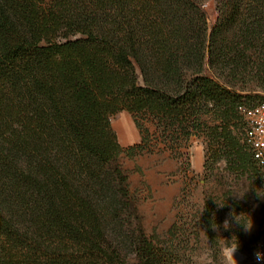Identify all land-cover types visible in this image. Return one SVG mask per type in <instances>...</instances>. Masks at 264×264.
<instances>
[{"label":"trees","instance_id":"trees-1","mask_svg":"<svg viewBox=\"0 0 264 264\" xmlns=\"http://www.w3.org/2000/svg\"><path fill=\"white\" fill-rule=\"evenodd\" d=\"M208 1L0 0V264L180 263L179 222L165 247L144 228L120 161L141 146L119 142V112L179 158L203 133L206 169L262 171L236 132L235 80L264 86V0H228L212 28Z\"/></svg>","mask_w":264,"mask_h":264},{"label":"rangeland","instance_id":"rangeland-1","mask_svg":"<svg viewBox=\"0 0 264 264\" xmlns=\"http://www.w3.org/2000/svg\"><path fill=\"white\" fill-rule=\"evenodd\" d=\"M45 1L46 4L50 2ZM223 1L219 4L218 0H209L204 6L210 28L220 18L219 7L230 9L229 1ZM255 73H247L235 80L236 90L248 106L264 102V86ZM112 127L125 150L141 146L136 148L133 156L124 152L120 161L129 174L131 189L139 199L143 225L149 236L159 245L168 246L173 241L172 225L179 222L181 229L175 241L182 249L179 264H220V247L227 243L225 240L236 237L240 243L239 264H253L256 245L264 235V189L262 171L258 167L243 179L228 173L223 160L207 164L210 168L206 169L204 163L213 153V147L203 133L190 139L191 158H179L181 156L164 142L152 122L127 111L112 117ZM246 130V123H239L236 132L241 143ZM185 147L182 143V151L187 149ZM187 162L191 164L189 170ZM204 211L212 220L202 226ZM250 217L252 229L245 231L241 223H246ZM182 239L186 242L181 244Z\"/></svg>","mask_w":264,"mask_h":264},{"label":"built area","instance_id":"built-area-1","mask_svg":"<svg viewBox=\"0 0 264 264\" xmlns=\"http://www.w3.org/2000/svg\"><path fill=\"white\" fill-rule=\"evenodd\" d=\"M238 110L243 115L247 125L244 140L264 173V102L252 106L240 105ZM256 252L264 253V235L256 245L254 254ZM253 264H264V261L258 262L254 255Z\"/></svg>","mask_w":264,"mask_h":264},{"label":"clouds","instance_id":"clouds-1","mask_svg":"<svg viewBox=\"0 0 264 264\" xmlns=\"http://www.w3.org/2000/svg\"><path fill=\"white\" fill-rule=\"evenodd\" d=\"M244 227L245 231H250L253 226V221L250 217V219L246 223H241ZM225 227H228V222L225 221ZM227 243H225L223 246L220 247L218 256L220 259V264H239V261L236 257V253L240 247V243L238 238L233 237L231 240H225ZM255 259L258 262L264 261V253L256 252Z\"/></svg>","mask_w":264,"mask_h":264},{"label":"bare ground","instance_id":"bare-ground-1","mask_svg":"<svg viewBox=\"0 0 264 264\" xmlns=\"http://www.w3.org/2000/svg\"><path fill=\"white\" fill-rule=\"evenodd\" d=\"M236 257H237V259H238V260H240V259H241V255H240V254H238V253H236Z\"/></svg>","mask_w":264,"mask_h":264}]
</instances>
